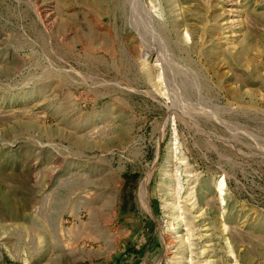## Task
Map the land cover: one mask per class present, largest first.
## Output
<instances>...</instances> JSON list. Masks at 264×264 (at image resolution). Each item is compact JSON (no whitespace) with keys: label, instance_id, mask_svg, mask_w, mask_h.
<instances>
[{"label":"rangeland","instance_id":"374dc122","mask_svg":"<svg viewBox=\"0 0 264 264\" xmlns=\"http://www.w3.org/2000/svg\"><path fill=\"white\" fill-rule=\"evenodd\" d=\"M135 1L0 0V264H264V0Z\"/></svg>","mask_w":264,"mask_h":264},{"label":"bare ground","instance_id":"6f19581e","mask_svg":"<svg viewBox=\"0 0 264 264\" xmlns=\"http://www.w3.org/2000/svg\"><path fill=\"white\" fill-rule=\"evenodd\" d=\"M136 3L138 4V0H137V2L135 1V7H136ZM141 3V2H140ZM132 6V5H131ZM139 8L141 9V5L140 4H138V6H137V9L139 10ZM134 10V9H133ZM221 194V193H220Z\"/></svg>","mask_w":264,"mask_h":264}]
</instances>
